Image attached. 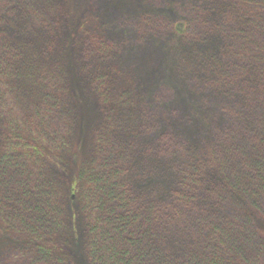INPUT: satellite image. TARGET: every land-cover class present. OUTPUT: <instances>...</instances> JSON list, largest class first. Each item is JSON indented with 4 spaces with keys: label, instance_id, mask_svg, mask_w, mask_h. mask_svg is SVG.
<instances>
[{
    "label": "rangeland",
    "instance_id": "374dc122",
    "mask_svg": "<svg viewBox=\"0 0 264 264\" xmlns=\"http://www.w3.org/2000/svg\"><path fill=\"white\" fill-rule=\"evenodd\" d=\"M230 11L232 19L226 15ZM239 13L247 24L235 20ZM261 13L264 0H243V4L236 0H3L0 52L5 49L9 57L17 54L24 68L18 80L0 75V129L4 123L14 125L26 118L42 89H51V75L61 70L71 95L69 116H55L49 124L51 132L57 133L52 136L55 144L50 147L44 142L50 147L49 178L59 199L66 202L76 194L77 171L95 160V132L108 125L120 137L110 140L119 143L121 150H129L123 166L134 182L132 192L150 195L154 202L165 199L176 177L174 168L187 160H157L154 144L159 134L172 131L181 139L185 148L178 141L175 149L184 157L189 156V146L197 154L211 142L215 121L264 117L263 88L235 82L238 92L230 99L217 91L216 73L209 64L214 51L219 58L223 56L220 26L225 35L230 30L238 35L241 27L250 33L264 23ZM215 25L218 29L213 32ZM88 34L112 43L113 58L104 69L115 71L119 86L128 92L123 104L115 103L108 119L88 83L90 76L81 72L82 41ZM247 38L246 53L252 50L254 54L247 57L244 80L252 83L258 68L264 69V32H251ZM232 58L228 55L221 62ZM251 70L256 71L253 77ZM257 85L264 86V82ZM12 125L5 131L11 132ZM227 151L225 146L221 154L227 156ZM216 162L226 163L221 158ZM224 206V215L246 208ZM6 217L0 212V264H30L24 236ZM256 217L255 224L251 221L249 225L257 232L253 245L262 244V249L258 252L250 247L249 257L258 255L259 264H264V230L257 228L264 226L263 201ZM83 226L84 215L80 214L76 224L65 231L71 252L66 253L67 264H83Z\"/></svg>",
    "mask_w": 264,
    "mask_h": 264
},
{
    "label": "trees",
    "instance_id": "16d2710c",
    "mask_svg": "<svg viewBox=\"0 0 264 264\" xmlns=\"http://www.w3.org/2000/svg\"><path fill=\"white\" fill-rule=\"evenodd\" d=\"M236 2L243 4V0ZM226 15L232 19L231 11ZM235 20L248 23L241 13ZM217 29L215 25L213 32ZM219 30L224 34L219 39L223 56L219 58L214 51L209 59L217 91L233 99L238 92L235 82L243 87L248 83L251 88H263L260 98L264 102V86L257 85L264 82V69L258 68L254 82L244 80L247 57L254 54L252 50L246 53L247 35L264 32V23L250 33L241 27L238 35L231 30L225 35L222 26ZM111 52L112 43L92 34L84 36L81 72L90 76L88 83L107 119L115 103L123 104L128 96L119 86L116 72L104 69L113 58ZM4 53L8 54L5 49ZM4 53L0 52V75L18 80L24 68L18 55L7 57ZM228 55L233 58L221 62ZM255 73L251 70L250 77ZM51 77V89H42L26 118L14 125L4 123L0 129V212L24 236L30 264H67L71 252L65 231L76 224L80 214L84 215L83 264H259L258 255L249 257L250 247L258 252L262 249V244L253 245L257 232L249 222L255 224L264 202V117L247 122L230 117L215 121L211 142L197 154L189 146V156L184 157L175 149L178 141L185 148L181 139L172 131L159 134L154 144L157 160L177 157L187 161L174 168L173 186L167 198L158 202L150 195L132 192L133 181L123 166L129 150H121L119 143L110 140L119 137L112 127L98 129L92 151L95 160L87 169L77 171V192L62 202L49 178L50 147L55 144V131L51 132L49 124L55 116H69L71 95L61 70ZM7 125L14 126L11 132L5 131ZM225 146L227 156L221 154ZM220 158L226 163L216 162ZM67 202L72 207H67ZM225 203L232 208L243 205L250 211L238 207L239 211L224 215ZM260 226L264 230L259 224L258 232Z\"/></svg>",
    "mask_w": 264,
    "mask_h": 264
}]
</instances>
